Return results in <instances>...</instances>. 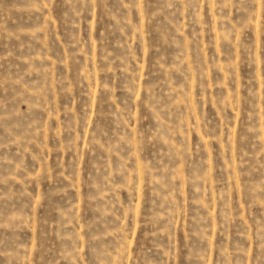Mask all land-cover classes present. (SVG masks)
Returning a JSON list of instances; mask_svg holds the SVG:
<instances>
[{"label":"rangeland","instance_id":"obj_1","mask_svg":"<svg viewBox=\"0 0 264 264\" xmlns=\"http://www.w3.org/2000/svg\"><path fill=\"white\" fill-rule=\"evenodd\" d=\"M0 264H264V0H0Z\"/></svg>","mask_w":264,"mask_h":264}]
</instances>
